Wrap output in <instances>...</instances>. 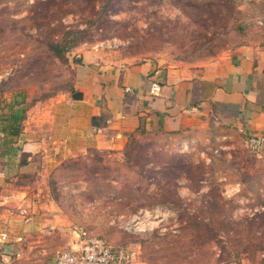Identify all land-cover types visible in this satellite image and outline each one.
Here are the masks:
<instances>
[{
	"label": "rangeland",
	"instance_id": "obj_1",
	"mask_svg": "<svg viewBox=\"0 0 264 264\" xmlns=\"http://www.w3.org/2000/svg\"><path fill=\"white\" fill-rule=\"evenodd\" d=\"M247 42L264 43V0H0V107L68 90L89 50L104 63L188 66ZM51 170L40 180L58 211L131 262L224 264L264 250V150L227 131L143 135Z\"/></svg>",
	"mask_w": 264,
	"mask_h": 264
},
{
	"label": "crops",
	"instance_id": "obj_2",
	"mask_svg": "<svg viewBox=\"0 0 264 264\" xmlns=\"http://www.w3.org/2000/svg\"><path fill=\"white\" fill-rule=\"evenodd\" d=\"M99 56L82 55L74 84L81 98L62 90L26 110L17 101L0 107V231L10 235L0 264H55L58 252L77 240L40 179L78 152L121 150L150 134L179 143L213 130L244 141L264 133V43L247 42L188 66L153 59L121 65ZM153 82L162 86L158 95ZM116 251L124 257L119 264H142ZM224 264H264V250Z\"/></svg>",
	"mask_w": 264,
	"mask_h": 264
},
{
	"label": "built area",
	"instance_id": "obj_3",
	"mask_svg": "<svg viewBox=\"0 0 264 264\" xmlns=\"http://www.w3.org/2000/svg\"><path fill=\"white\" fill-rule=\"evenodd\" d=\"M162 86L152 83L151 91L158 95ZM247 145L255 152L264 150V133L250 134L246 139ZM26 212V211H24ZM78 238L66 249L59 251L55 264H119L124 259L114 251L113 245L104 237L93 234L82 226H76ZM10 241L8 231H0V249Z\"/></svg>",
	"mask_w": 264,
	"mask_h": 264
},
{
	"label": "trees",
	"instance_id": "obj_4",
	"mask_svg": "<svg viewBox=\"0 0 264 264\" xmlns=\"http://www.w3.org/2000/svg\"><path fill=\"white\" fill-rule=\"evenodd\" d=\"M50 47L60 57H63L64 56V53L68 50V48L62 46L61 43H59V42H51L50 43ZM68 90L71 92L73 98H81L82 97V93L80 91L76 90L75 87H74V85L71 86ZM21 112H22V110H17L16 114L14 115V118L18 119L20 117L19 115H20ZM99 236H101V235H99ZM114 251L116 253H118L116 251V248L115 247H114Z\"/></svg>",
	"mask_w": 264,
	"mask_h": 264
}]
</instances>
